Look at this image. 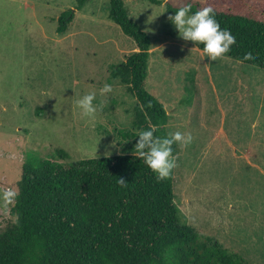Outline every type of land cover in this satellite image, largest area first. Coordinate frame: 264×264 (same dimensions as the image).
Wrapping results in <instances>:
<instances>
[{
	"label": "rangeland",
	"instance_id": "rangeland-1",
	"mask_svg": "<svg viewBox=\"0 0 264 264\" xmlns=\"http://www.w3.org/2000/svg\"><path fill=\"white\" fill-rule=\"evenodd\" d=\"M110 1L88 0L77 9V0H0V190L18 191L28 154L66 165L136 153L138 137L122 136L137 134L136 100L110 72L137 48L108 19ZM162 1L124 4L151 40L145 89L168 114L166 134L192 136L186 147L178 144L175 202L199 235L264 264V69L224 56L212 61L178 36L165 3L177 9L205 0ZM70 9L73 21L58 34V19ZM225 60L238 69L218 64ZM105 84L111 93L101 94ZM93 92L100 107L90 119L76 101ZM12 204L0 202V231ZM200 206L208 226L195 211Z\"/></svg>",
	"mask_w": 264,
	"mask_h": 264
},
{
	"label": "trees",
	"instance_id": "trees-1",
	"mask_svg": "<svg viewBox=\"0 0 264 264\" xmlns=\"http://www.w3.org/2000/svg\"><path fill=\"white\" fill-rule=\"evenodd\" d=\"M88 0H77L81 9ZM161 5L162 0H146ZM193 11L212 7L222 29L236 42L224 57L264 69V0L188 2ZM168 13L175 9L165 3ZM73 10L58 19L64 34ZM108 19L136 44L137 51L112 67L110 77L135 98L132 128L168 136V114L145 89L151 40L128 15L123 0H111ZM203 51V44L195 45ZM251 50L253 55L246 57ZM133 132H122L128 138ZM176 156L178 144H173ZM61 159L69 153L56 151ZM119 179L127 182L121 186ZM18 198L0 231V264H250L186 223L175 202L173 170L162 180L136 153L62 164L28 154Z\"/></svg>",
	"mask_w": 264,
	"mask_h": 264
},
{
	"label": "clouds",
	"instance_id": "clouds-1",
	"mask_svg": "<svg viewBox=\"0 0 264 264\" xmlns=\"http://www.w3.org/2000/svg\"><path fill=\"white\" fill-rule=\"evenodd\" d=\"M168 20L174 26L178 36L186 41L196 44H203V51L207 58L215 61L230 51L231 46L236 42L237 36L229 29H222L216 19V13L212 7H204L193 11L190 3L178 7L169 15ZM252 51L245 53L251 57ZM112 85L105 84L100 90L101 94L112 92ZM96 101V93H89L76 101L81 109L82 115L86 118H94L100 107ZM138 141L135 144V152L139 158L144 160L145 165L155 174L158 180L167 178L175 167L173 156V144L186 147L191 143L190 133L179 131L170 133L168 136L158 137L154 135V129H140L137 131ZM121 186H127V182L119 179ZM19 196L16 189L7 188L0 190V202L5 206L12 204Z\"/></svg>",
	"mask_w": 264,
	"mask_h": 264
},
{
	"label": "crops",
	"instance_id": "crops-1",
	"mask_svg": "<svg viewBox=\"0 0 264 264\" xmlns=\"http://www.w3.org/2000/svg\"><path fill=\"white\" fill-rule=\"evenodd\" d=\"M123 2H124V0H123ZM125 5V4H124ZM128 12V11H127ZM128 15L130 16V14L128 13ZM218 64H221L223 67H225V68H227V69H229V70H231V71H234L235 69H238V67H237V65L238 64H233V63H228L227 62V60H225V61H223V62H220V63H218ZM233 65H235V66H233ZM212 66H214V63H213V65ZM208 69V73H210L211 72V68L210 67H207L206 68V70ZM243 71V70H242ZM207 73V72H206ZM232 94V93H231ZM233 96V95H232ZM238 96L239 97H241L239 94H238ZM223 129L222 128H220V130L218 131V133H220L221 135L223 134ZM195 198V201H196V197H194ZM196 204H197V201H196ZM196 207V206H195ZM194 207V208H195ZM200 208L202 209V211H198L196 208H195V211H197V212H202L203 213V215H201L200 216V218H202V220L201 221H203V224H206L207 226L209 225V222L207 221L208 220V218H209V216H208V214L206 215V212H204L205 211V207L204 206H200ZM196 212V213H197ZM192 226V225H191ZM222 244V243H221Z\"/></svg>",
	"mask_w": 264,
	"mask_h": 264
}]
</instances>
